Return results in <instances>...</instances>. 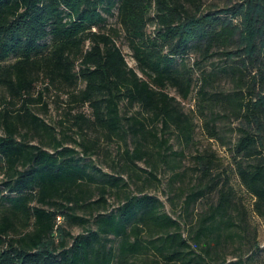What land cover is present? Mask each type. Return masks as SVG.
<instances>
[{"label": "trees", "instance_id": "16d2710c", "mask_svg": "<svg viewBox=\"0 0 264 264\" xmlns=\"http://www.w3.org/2000/svg\"><path fill=\"white\" fill-rule=\"evenodd\" d=\"M113 15L118 26L108 24ZM51 87L69 88L66 115L81 132L124 141L131 169L157 147L166 161L167 130L193 138L194 114L168 88L182 100L195 88L208 138L226 148L264 220V0H0V264H138L149 252L143 264H245L215 262L248 221L229 174L215 171V151L195 156L200 177L185 210L200 199L207 206L184 236L157 197L122 190V177L86 159L96 141L74 140L82 152L65 146L34 110L47 108ZM112 187L123 199L109 209Z\"/></svg>", "mask_w": 264, "mask_h": 264}, {"label": "rangeland", "instance_id": "374dc122", "mask_svg": "<svg viewBox=\"0 0 264 264\" xmlns=\"http://www.w3.org/2000/svg\"><path fill=\"white\" fill-rule=\"evenodd\" d=\"M108 24L118 26L116 15L109 16ZM149 29L152 30L153 25ZM118 42L126 56L129 66L136 68V62L131 55L132 52L127 46L124 36ZM83 85V83H79L78 88H82ZM222 86L230 87L226 83H223ZM39 87L41 86L39 85ZM66 89L69 90L68 87L62 89L51 87L49 91L45 92L44 97L45 102L48 104L47 108H43L41 104H35V112L46 123L55 126L60 138H63L65 146L75 147L82 152L83 147L76 144L74 140L80 142L96 141L92 152L86 154V159L92 161L103 173L122 177L123 181L127 183V185L122 187V190H126L132 194L148 193L157 197L162 202V210L181 223V230L184 236L188 235V229L198 219L199 215L206 211L207 206L206 201L200 199L190 207V215L185 210L186 199L200 177L199 166L195 161V156L199 153H204L206 150L215 151L217 155L215 171L221 172L223 176H225V171L229 174L230 181L236 192V200L243 204L247 211L248 219L245 229L241 230L242 228L239 229L238 227L241 234L228 242L221 252L222 256L217 258L215 262H221L223 260L222 257L227 258L228 261H233L237 257H241L245 261V264H264V220L254 211V198L241 184L231 164V159L226 148L218 141L208 138L203 127L202 119L195 113V88L187 100H182L177 95L175 89L168 88L170 95L176 96L181 102L183 110L186 113L194 114L193 121L195 129L193 138L189 142H186L177 129L171 128L167 130L165 136L169 139L171 150L168 151L166 161L159 157L157 147V149H154L153 157L149 162L139 161L133 169L124 166V159L121 156L126 145L121 138L116 135L107 137L105 132L94 129H86L81 132L71 124L72 119L66 115L70 104L69 97L67 96L68 90L66 91ZM1 94L2 90L0 89ZM85 108V111L88 113L87 107ZM137 109H130L129 113H133ZM161 126L162 124L158 123L157 127L160 135H162L160 131ZM32 139L33 143H41L39 136ZM42 140L47 141L48 137L45 136ZM127 143L129 148L133 149L134 146L131 136L127 137ZM148 144L151 147L153 142L149 141ZM171 151L177 152V155L171 154ZM162 152L165 153L167 151ZM150 170L155 173L156 179L150 178L148 174ZM175 173H179L180 176L171 182ZM95 186L96 184L93 183L92 190L94 198H97L99 194ZM116 191V187H112L107 195L109 209L117 207L121 199H123L120 198L121 195ZM215 198V196L213 198L211 197L213 200ZM79 214H85L90 218V222H92V218L88 212L80 211ZM83 229L81 226H75L72 228V233L77 235L84 232ZM257 243L259 244L258 250L254 246ZM139 258L138 260L140 261H138V264H143L141 261L142 258H147L150 261L154 258V254L149 252L140 255ZM159 264H164V260L161 259Z\"/></svg>", "mask_w": 264, "mask_h": 264}]
</instances>
